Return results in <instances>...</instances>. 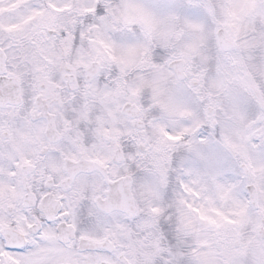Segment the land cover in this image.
Returning <instances> with one entry per match:
<instances>
[{
    "label": "snow or ice",
    "instance_id": "snow-or-ice-1",
    "mask_svg": "<svg viewBox=\"0 0 264 264\" xmlns=\"http://www.w3.org/2000/svg\"><path fill=\"white\" fill-rule=\"evenodd\" d=\"M0 264H264V0H0Z\"/></svg>",
    "mask_w": 264,
    "mask_h": 264
}]
</instances>
